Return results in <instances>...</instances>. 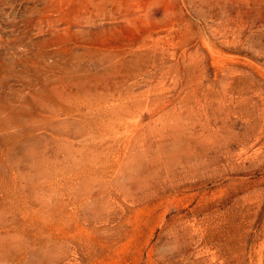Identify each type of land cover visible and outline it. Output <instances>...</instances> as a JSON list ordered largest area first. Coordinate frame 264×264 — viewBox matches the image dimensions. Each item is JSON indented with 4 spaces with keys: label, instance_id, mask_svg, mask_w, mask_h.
Listing matches in <instances>:
<instances>
[{
    "label": "rangeland",
    "instance_id": "1",
    "mask_svg": "<svg viewBox=\"0 0 264 264\" xmlns=\"http://www.w3.org/2000/svg\"><path fill=\"white\" fill-rule=\"evenodd\" d=\"M0 264H264V0H0Z\"/></svg>",
    "mask_w": 264,
    "mask_h": 264
}]
</instances>
